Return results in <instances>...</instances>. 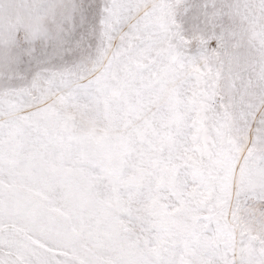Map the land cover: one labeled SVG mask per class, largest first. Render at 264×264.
I'll return each mask as SVG.
<instances>
[{
  "label": "snow or ice",
  "instance_id": "obj_1",
  "mask_svg": "<svg viewBox=\"0 0 264 264\" xmlns=\"http://www.w3.org/2000/svg\"><path fill=\"white\" fill-rule=\"evenodd\" d=\"M0 264H264V0H0Z\"/></svg>",
  "mask_w": 264,
  "mask_h": 264
}]
</instances>
